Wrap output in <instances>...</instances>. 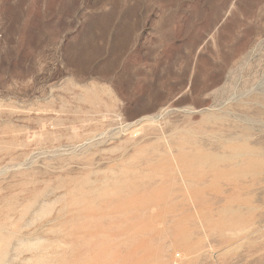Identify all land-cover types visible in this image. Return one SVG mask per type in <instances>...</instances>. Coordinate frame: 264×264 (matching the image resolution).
I'll list each match as a JSON object with an SVG mask.
<instances>
[{"label": "rangeland", "instance_id": "rangeland-1", "mask_svg": "<svg viewBox=\"0 0 264 264\" xmlns=\"http://www.w3.org/2000/svg\"><path fill=\"white\" fill-rule=\"evenodd\" d=\"M0 264H264V0H0Z\"/></svg>", "mask_w": 264, "mask_h": 264}]
</instances>
